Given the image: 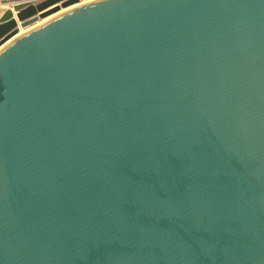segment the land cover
<instances>
[{
	"label": "water",
	"instance_id": "obj_1",
	"mask_svg": "<svg viewBox=\"0 0 264 264\" xmlns=\"http://www.w3.org/2000/svg\"><path fill=\"white\" fill-rule=\"evenodd\" d=\"M0 264H264V0H97L2 49Z\"/></svg>",
	"mask_w": 264,
	"mask_h": 264
},
{
	"label": "bare ground",
	"instance_id": "obj_2",
	"mask_svg": "<svg viewBox=\"0 0 264 264\" xmlns=\"http://www.w3.org/2000/svg\"><path fill=\"white\" fill-rule=\"evenodd\" d=\"M94 1H97V0H94ZM94 1H91V2H94ZM91 2H88V3H91ZM85 4H87V3H85ZM85 4H84V0H81V1H80L79 3H77V4L71 5V6L66 7V8H62L60 11H58V12H56V13H54V14H52V15H50V16L44 18V19H42L41 21L37 22L36 24H33V25L29 26L30 28H29V27H27V28L22 27L21 24H20V22H19V27L21 26V27H20V32H19L17 35L13 36L11 39H9V40H8L6 43H4L2 46H0V51H2V49H4L7 45H9L11 42H13L15 39H17V38L20 37L21 35H23V34L29 32V31H32V30L36 29L37 27H40V26L44 25L45 23L51 21L52 19H55V18L59 17L60 15L66 13V12H68V11H70V10H73V9H75V8H77V7H80V6H82V5H85ZM54 6H55V5H54ZM23 29H24V30H23ZM22 30H23V31H22ZM21 31H22V32H21ZM16 36H17V37H16Z\"/></svg>",
	"mask_w": 264,
	"mask_h": 264
},
{
	"label": "rangeland",
	"instance_id": "obj_3",
	"mask_svg": "<svg viewBox=\"0 0 264 264\" xmlns=\"http://www.w3.org/2000/svg\"><path fill=\"white\" fill-rule=\"evenodd\" d=\"M27 1V0H0V16L6 11L7 9H14V5L17 3ZM41 0H32L33 3L40 2ZM94 0H84V4L91 2ZM21 27V26H20Z\"/></svg>",
	"mask_w": 264,
	"mask_h": 264
},
{
	"label": "crops",
	"instance_id": "obj_4",
	"mask_svg": "<svg viewBox=\"0 0 264 264\" xmlns=\"http://www.w3.org/2000/svg\"><path fill=\"white\" fill-rule=\"evenodd\" d=\"M29 28H30V27H29ZM23 30H24V29H23ZM23 30H22V31H23ZM22 31H21V32H22ZM16 37H17V36H16Z\"/></svg>",
	"mask_w": 264,
	"mask_h": 264
}]
</instances>
